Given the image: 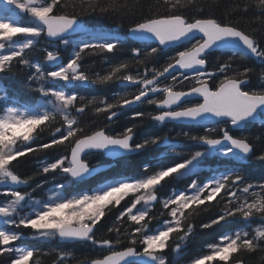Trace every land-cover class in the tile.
Returning a JSON list of instances; mask_svg holds the SVG:
<instances>
[{
	"label": "snow or ice",
	"instance_id": "1",
	"mask_svg": "<svg viewBox=\"0 0 264 264\" xmlns=\"http://www.w3.org/2000/svg\"><path fill=\"white\" fill-rule=\"evenodd\" d=\"M190 4L0 0V73L18 71L38 94L25 104L0 94L4 264H40L42 257H53L50 264H241L234 254L264 253V175L242 170L264 133L238 134L264 126V0H240L232 6L236 21L207 6L189 14ZM16 10L29 21L12 19ZM41 42L47 46L37 49ZM102 54L107 67L93 72L84 61ZM249 58L262 67L243 63ZM112 85L123 90L91 94ZM121 119L131 123L121 127ZM149 120L199 131L170 136L169 128L137 140ZM153 146L164 151L138 171L87 186L100 171L93 156L123 158ZM169 154L177 160L166 162ZM209 158L221 168L202 176ZM255 159L264 161V148ZM25 163L35 165L30 175L19 171ZM37 190L46 198L34 199ZM23 230L32 241L62 246H17ZM207 233L211 242L192 252L193 239ZM75 244L91 254L65 247Z\"/></svg>",
	"mask_w": 264,
	"mask_h": 264
},
{
	"label": "trees",
	"instance_id": "2",
	"mask_svg": "<svg viewBox=\"0 0 264 264\" xmlns=\"http://www.w3.org/2000/svg\"><path fill=\"white\" fill-rule=\"evenodd\" d=\"M149 3H154L155 0H147ZM240 0H216L215 3H213V0H192V4L189 5V14H192V12L201 6H207L212 9V11L215 12L217 18H223L224 15H228V18L236 21L239 19V14L232 11V6H234L236 3H239ZM87 19L92 24H100V25H110V21L99 19L97 17H87ZM29 21V17L26 15H22V23H27ZM240 27H246V25L242 22ZM47 46L44 45L43 42L41 44L37 45V49ZM32 55L33 59H38L40 57V53L38 51H35L33 53H30ZM103 55L99 56H90L87 57L84 61L86 65H94L92 68V71H101V74H103V69L107 67L108 62L102 63ZM109 57H111V54H107ZM127 53H121L118 54L119 58L126 57ZM219 55V52L213 53L211 59H215V56ZM110 62V61H109ZM236 63H241L240 61H237ZM243 63L247 64L248 66L255 67L257 70H259L260 63L258 61H255L252 58H249L247 61H244ZM18 68L21 66H17ZM0 82L3 83L6 93L11 99H15L19 102L24 103H33L36 100L37 93H34L30 91L27 87H25V77L20 74L18 71L14 72H8V73H0ZM257 79L253 77L250 87L255 88L257 86ZM121 87L119 85H112L107 88L102 87H96L95 91H93L92 95H110L112 91H122ZM131 90V89H128ZM87 95V93H84ZM143 110L150 111L152 110V106H142ZM119 126H124L128 123H131V121H126L124 119H121L119 122ZM169 128H172V132L169 133L170 136H174L177 131L182 130H190L193 132H198L199 129H189L187 127H180V126H173L170 124L167 125H159L157 126L155 122H152L151 120L147 121L145 124H143L136 132V139H143L150 135H164ZM264 133V126H261L258 123H253L248 125L246 128H244L242 131H239L238 134L241 135H247L250 137H256ZM182 144L185 145V147H193L192 145L186 144L187 142L181 141ZM257 143L260 145V147L264 148V140L257 141ZM260 147H257L252 156L249 157L248 161H246L242 167V170L249 175L252 178H259L260 176L264 175V161H259L255 159V156L259 154ZM161 148V147H160ZM160 148L158 147H152L151 149H146L143 152H139L136 155L122 158L118 161H116L115 166L112 168V171L110 173V176L116 175L115 173L118 172V169H122V172L124 175H130L133 172L138 171L143 164L148 163L152 157H155L159 154ZM98 163H104L103 158L98 155L96 156ZM166 162L172 163L177 160L176 157L169 154V156L165 157ZM91 162L94 163L93 158H91ZM97 163V162H96ZM94 163V164H96ZM97 163V164H98ZM208 165H220L215 158H211L209 162H207ZM35 169V165L33 163H25L20 165L19 171L25 175H30ZM120 172V171H119ZM108 176V177H110ZM44 177H38L34 183L39 182V180L43 179ZM103 178L99 177L96 178L90 182H88V187H92L96 184V182L101 181ZM43 196V192L40 190H37V192L34 194V197L41 198ZM212 234H200L197 235L193 241L191 242V251L197 252L201 250L206 243L211 242ZM30 241L27 244L32 245V247H41L44 249H48L51 247H60L62 246L59 243H56L54 241L52 242H45V241H32L30 239H27ZM65 247H71L78 256H83L84 254H91L90 248H88L85 245L82 244H75V245H65ZM237 256L238 260H241V257L243 258L241 262L247 261V264H261L262 258H264V253L256 252L252 254H234ZM53 257H42L40 264H50V261ZM234 263V262H233ZM0 264H4L3 259H0Z\"/></svg>",
	"mask_w": 264,
	"mask_h": 264
},
{
	"label": "rangeland",
	"instance_id": "3",
	"mask_svg": "<svg viewBox=\"0 0 264 264\" xmlns=\"http://www.w3.org/2000/svg\"><path fill=\"white\" fill-rule=\"evenodd\" d=\"M20 15H21V13H19V10H16V13H15V15L12 17V19H14V20H16V21H19L20 22ZM15 39H17V38H15ZM18 40V39H17ZM59 83V82H58ZM60 84V83H59ZM1 89V88H0ZM203 168V167H202ZM203 172H206V170L207 171H209V168H203ZM203 172H202V176L204 175L203 174ZM107 181H109L108 179L107 180H105L103 183H105V182H107ZM102 183V184H103ZM45 194V193H44ZM45 198H46V194L45 195H43ZM37 199H39V198H37ZM0 227H4V225H3V223H2V221H0ZM25 233H26V236H25V238L24 239H22L21 241H19V242H17L16 243V245L17 246H26V245H23V244H26V243H29L30 241H28L27 239V235H30V231L31 230H23ZM27 246H29V247H32V245H27Z\"/></svg>",
	"mask_w": 264,
	"mask_h": 264
},
{
	"label": "water",
	"instance_id": "4",
	"mask_svg": "<svg viewBox=\"0 0 264 264\" xmlns=\"http://www.w3.org/2000/svg\"><path fill=\"white\" fill-rule=\"evenodd\" d=\"M105 158H107V159H110V160H114L113 158H111V157H107V156H104ZM117 159V158H116ZM99 169H100V171L97 173V174H99V173H101V172H103V171H105V170H107V169H109L110 168V165H101V166H97ZM96 174V175H97ZM96 175H94V176H96ZM93 176V177H94ZM233 264H236V262L235 263H233ZM241 264H243L242 262H241Z\"/></svg>",
	"mask_w": 264,
	"mask_h": 264
}]
</instances>
